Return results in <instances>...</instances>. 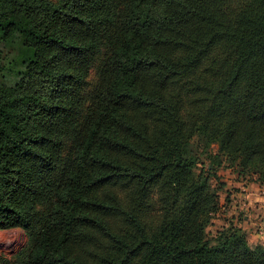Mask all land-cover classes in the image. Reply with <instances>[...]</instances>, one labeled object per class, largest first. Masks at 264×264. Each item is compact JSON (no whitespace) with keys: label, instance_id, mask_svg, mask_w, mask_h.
Returning <instances> with one entry per match:
<instances>
[{"label":"trees","instance_id":"obj_1","mask_svg":"<svg viewBox=\"0 0 264 264\" xmlns=\"http://www.w3.org/2000/svg\"><path fill=\"white\" fill-rule=\"evenodd\" d=\"M14 39L0 231L28 246L0 264H264L207 233L215 165L264 171V0H0Z\"/></svg>","mask_w":264,"mask_h":264},{"label":"rangeland","instance_id":"obj_2","mask_svg":"<svg viewBox=\"0 0 264 264\" xmlns=\"http://www.w3.org/2000/svg\"><path fill=\"white\" fill-rule=\"evenodd\" d=\"M27 51L23 47L20 39H14L9 42H0V84L6 86H13L20 78L21 73L24 71L23 59L26 57ZM220 146L215 144L211 147V152L217 154L219 152ZM199 151V150H198ZM208 163L209 161L206 160ZM239 159L232 158L230 160H224L220 166L214 167L217 174V179L211 178L210 185L218 190L220 196L219 211L214 215L211 225L207 229L209 236H213L215 232L220 229L225 221L231 220V213L225 212L223 210L229 211V196L233 193H240L241 187L239 183L242 182V178L247 176L244 181H251L255 175L262 176L264 171L258 169H251L243 173L239 168ZM258 170V171H254ZM196 173L202 172L201 167L195 169ZM235 172V174H234ZM229 199V201H228ZM226 215V217H224ZM246 215L242 212L238 215L239 219ZM251 230V229H250ZM249 232V231H248ZM251 233V232H250ZM28 246V236L20 228L3 230L0 231V253L7 259H10L17 255L21 250ZM250 246L255 248L256 243H250ZM264 247V246H263Z\"/></svg>","mask_w":264,"mask_h":264},{"label":"crops","instance_id":"obj_3","mask_svg":"<svg viewBox=\"0 0 264 264\" xmlns=\"http://www.w3.org/2000/svg\"><path fill=\"white\" fill-rule=\"evenodd\" d=\"M246 177H243L242 182L239 183L241 192L233 193L229 196L230 203L227 207L230 210H223V213L230 212L231 220L228 222L225 221L223 226L228 223H233L243 230L249 244L252 241L256 245L264 246V196L262 195V191L264 190V177L255 175L252 178L253 180L244 181ZM247 179L249 178L247 177ZM242 212H245L246 215L239 219L238 215Z\"/></svg>","mask_w":264,"mask_h":264},{"label":"built area","instance_id":"obj_4","mask_svg":"<svg viewBox=\"0 0 264 264\" xmlns=\"http://www.w3.org/2000/svg\"><path fill=\"white\" fill-rule=\"evenodd\" d=\"M262 195L264 196V190L262 191Z\"/></svg>","mask_w":264,"mask_h":264}]
</instances>
